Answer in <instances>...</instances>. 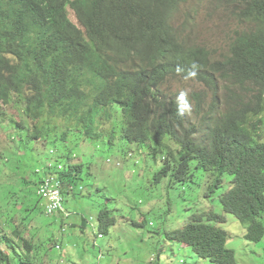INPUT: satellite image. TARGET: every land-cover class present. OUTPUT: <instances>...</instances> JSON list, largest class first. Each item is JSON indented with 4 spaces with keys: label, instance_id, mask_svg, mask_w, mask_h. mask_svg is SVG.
Wrapping results in <instances>:
<instances>
[{
    "label": "trees",
    "instance_id": "1",
    "mask_svg": "<svg viewBox=\"0 0 264 264\" xmlns=\"http://www.w3.org/2000/svg\"><path fill=\"white\" fill-rule=\"evenodd\" d=\"M186 2L0 0V102L18 105L36 124L26 132L24 123H15V130L22 133L23 149L28 151L30 142H36L50 150L54 168L65 167L51 173L61 181L63 195L76 190L84 167L73 164L76 154L68 145L70 138L80 135L112 149L113 140L137 144L139 150L159 149L163 158L157 184L166 178L184 183L194 178L195 170H202L213 175L219 190L229 176L231 189L220 199L222 212L247 226L248 242L260 243L264 240V142L259 135L264 124V0L207 3L208 10L215 9L239 26L223 59L189 40L199 8L188 7L183 14L188 20L178 28ZM69 9L82 29L71 21ZM177 77L208 89L211 107L205 124L191 122L179 96L166 92L167 80ZM201 105L198 101L199 115ZM43 119L55 129L41 142L44 134L37 124ZM8 161L0 155V176L7 177L0 182L8 190L5 207L15 206L12 199L21 192V187L10 186L19 182L10 177L13 170H2ZM43 179L36 183L37 194ZM35 211L36 206L15 210L12 217L0 213V264H41L37 238L30 237ZM59 214L67 217V209ZM97 221L102 238L114 222L104 211ZM223 224L225 218L215 213L194 214L167 239L210 264H238L234 252L226 248L228 235L217 228ZM81 226L86 227L85 220Z\"/></svg>",
    "mask_w": 264,
    "mask_h": 264
},
{
    "label": "rangeland",
    "instance_id": "2",
    "mask_svg": "<svg viewBox=\"0 0 264 264\" xmlns=\"http://www.w3.org/2000/svg\"><path fill=\"white\" fill-rule=\"evenodd\" d=\"M209 1L187 0L177 26L181 29L182 22L188 20L187 13L183 16L188 7L199 8L188 33L189 40L223 59L233 31L239 26L215 9L208 10ZM70 18L77 23L73 10H70ZM233 91L246 95L244 91ZM166 92L179 96L191 122L205 124L204 118L211 107L208 89L194 80L177 77L167 80ZM198 101L202 104V115L198 113ZM261 118L264 120V115ZM20 122L24 123L26 132L36 125L18 105L6 106L0 102V155L10 162L1 166L2 170L3 167L13 170L11 178H19V182L10 186L21 187L18 198L12 199L16 205L5 207L3 198H7L8 190L0 183V213L12 217L15 210L36 206L37 218L34 214L32 218L37 220L30 237L37 238L35 243L41 264H210L197 258L188 247L167 239L168 234L181 230L190 216L208 212L225 218V224L217 228L228 235L226 248L234 252L238 264H264V240L248 242L244 238L247 226L235 216L222 212L220 199L231 189L229 176L224 178L219 190L214 188L213 175L202 170H195L194 178L184 183L166 178L157 184L156 175L162 169L163 154L159 149L139 150L137 144L113 140L116 147L112 149L99 141L84 140L80 135L70 138L68 145L76 154L73 164L84 165L79 175L81 180L72 194L64 195L67 217L60 214L48 217L46 203L38 196L36 183L45 177L47 164L52 160L50 150L36 142H30L28 151L23 149L19 140L22 133L15 130V123ZM37 125L44 134L41 142L55 129L45 119ZM259 135L264 142V124ZM116 139L121 137L116 134ZM60 150L58 147L59 153ZM21 178L31 183L21 184ZM6 181V175L0 176V182ZM101 211L114 222L107 233H102V238L97 221ZM83 220L86 221L84 229ZM40 237L45 240L42 245Z\"/></svg>",
    "mask_w": 264,
    "mask_h": 264
},
{
    "label": "built area",
    "instance_id": "3",
    "mask_svg": "<svg viewBox=\"0 0 264 264\" xmlns=\"http://www.w3.org/2000/svg\"><path fill=\"white\" fill-rule=\"evenodd\" d=\"M63 170V165L54 168V165L49 163L47 165L45 177L39 184L38 195L46 203L45 210L48 217H53L66 211L61 181L51 176L53 171L62 172ZM38 174H40V172H38Z\"/></svg>",
    "mask_w": 264,
    "mask_h": 264
},
{
    "label": "clouds",
    "instance_id": "4",
    "mask_svg": "<svg viewBox=\"0 0 264 264\" xmlns=\"http://www.w3.org/2000/svg\"><path fill=\"white\" fill-rule=\"evenodd\" d=\"M72 1H74V0H72ZM70 10H72V9H69V14H70ZM74 11V10H73ZM74 14H75V12H74ZM75 17H76V14H75ZM71 19V18H70ZM76 19H77V17H76ZM72 21V20H71ZM73 22V21H72ZM74 24H76L80 29H82L81 28V25H80V23H79V21H78V19H77V23H75V22H73ZM178 101L179 102H181L182 103V101L180 100V99H178ZM182 104H184V103H182ZM186 106V105H185ZM186 112H187V114H189L188 113V111H187V108H186ZM51 163V162H50Z\"/></svg>",
    "mask_w": 264,
    "mask_h": 264
},
{
    "label": "bare ground",
    "instance_id": "5",
    "mask_svg": "<svg viewBox=\"0 0 264 264\" xmlns=\"http://www.w3.org/2000/svg\"><path fill=\"white\" fill-rule=\"evenodd\" d=\"M195 7V6H194ZM188 41V40H187ZM203 85V84H202ZM220 92V91H219ZM122 122V121H121ZM75 159V158H74ZM72 163V161L70 162V164Z\"/></svg>",
    "mask_w": 264,
    "mask_h": 264
}]
</instances>
